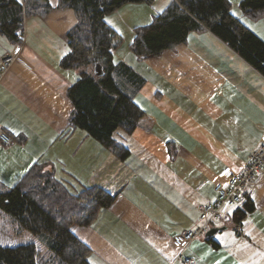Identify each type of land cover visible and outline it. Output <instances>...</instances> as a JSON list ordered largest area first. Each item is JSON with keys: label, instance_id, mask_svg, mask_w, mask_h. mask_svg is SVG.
<instances>
[{"label": "crops", "instance_id": "1", "mask_svg": "<svg viewBox=\"0 0 264 264\" xmlns=\"http://www.w3.org/2000/svg\"><path fill=\"white\" fill-rule=\"evenodd\" d=\"M48 1L46 15L25 18L18 57L0 72V130L11 138L0 142V185L11 186L44 163L73 192L99 186L113 195L91 224L71 229L90 248V264H184V257L190 264H264V171L228 219L211 226L224 229L192 241L180 257L174 239L200 223V208L217 198L215 183L239 171L262 145L264 74L206 27L143 60L130 46H117L112 61L143 79L131 96L149 125L117 128L112 137L123 150L113 151L84 129L66 132L67 89L79 76L60 59L76 16L58 8V0ZM172 1L153 0L144 15H131L130 41L135 27ZM230 1L232 14L264 41V16L250 19L241 0ZM106 20L117 30L109 20L118 23V15ZM12 46L0 34V55ZM238 209L244 211L239 223ZM25 233L19 238L37 246Z\"/></svg>", "mask_w": 264, "mask_h": 264}, {"label": "trees", "instance_id": "2", "mask_svg": "<svg viewBox=\"0 0 264 264\" xmlns=\"http://www.w3.org/2000/svg\"><path fill=\"white\" fill-rule=\"evenodd\" d=\"M152 1L58 0V8H71L76 16V23L66 33L68 51L60 59L62 68L75 69L79 76L67 89L72 110L66 132L84 129L118 152L123 149L112 137L117 128L132 132L149 125L131 96L143 79L126 63L112 61V49L123 38L106 16L126 3L150 5ZM239 8L253 20L264 16V0H241ZM51 9L48 0H0V34L11 45L21 43L25 18L46 15ZM231 10L230 0H173L154 13L148 24L133 29L130 49L140 60L156 57L186 42L191 31L206 27L264 74V41ZM95 61L103 64L101 77L91 71ZM113 198L99 186L73 192L44 163H35L13 185H0V211L10 214L15 235L31 233L45 252L41 254L32 241L0 243V264H90V248L70 227L91 224ZM243 214L241 209L234 212L237 223Z\"/></svg>", "mask_w": 264, "mask_h": 264}, {"label": "built area", "instance_id": "3", "mask_svg": "<svg viewBox=\"0 0 264 264\" xmlns=\"http://www.w3.org/2000/svg\"><path fill=\"white\" fill-rule=\"evenodd\" d=\"M21 36L23 38V33ZM20 46V43H15L8 51L0 55L1 73L5 72L18 57ZM262 137V145L250 153L247 161L239 171L228 173L225 178L215 183L214 190L217 192V198L213 202L205 203L200 208V223L194 228L174 236L175 242L180 249L179 257L192 241L206 234L214 221L228 219L229 209L241 203L242 195L246 190L255 188L258 181V173L264 171V132ZM0 142L4 144L11 142L10 136L3 130H0ZM182 262L190 264L191 258L184 257Z\"/></svg>", "mask_w": 264, "mask_h": 264}, {"label": "rangeland", "instance_id": "4", "mask_svg": "<svg viewBox=\"0 0 264 264\" xmlns=\"http://www.w3.org/2000/svg\"><path fill=\"white\" fill-rule=\"evenodd\" d=\"M147 5L148 4L146 3H126L120 6L115 11L107 14L106 16L107 19H108V15H118V23L117 21L112 22L111 20H109V22L112 24L115 23L117 31L122 35L123 40L120 46L125 45L129 49V44L131 42L130 39L132 36V34L130 33L131 28H132L129 23L130 19H131L132 24L135 23L131 15H144V11H146ZM220 222L221 220H217V221H214L213 223L218 224ZM72 226L70 227V229H73L77 225H74L73 227ZM74 230H77V229H74ZM25 232H26L25 235H28V237L32 236L33 238H35L36 241H38L36 236L32 235L31 233L27 231ZM22 234L20 236H17L13 233L10 214L0 211V243L3 245H15V244H20V243H25L26 240H23L24 237L19 238L22 236ZM38 242H37L38 244L37 247H38L39 252L42 254L45 251V247L40 242L39 243Z\"/></svg>", "mask_w": 264, "mask_h": 264}, {"label": "water", "instance_id": "5", "mask_svg": "<svg viewBox=\"0 0 264 264\" xmlns=\"http://www.w3.org/2000/svg\"><path fill=\"white\" fill-rule=\"evenodd\" d=\"M91 71L94 75L101 77L105 74L104 68H103V64L100 61H95L92 64V68ZM224 229L225 226L222 227H211L205 234L206 237L208 236H213L219 229Z\"/></svg>", "mask_w": 264, "mask_h": 264}]
</instances>
